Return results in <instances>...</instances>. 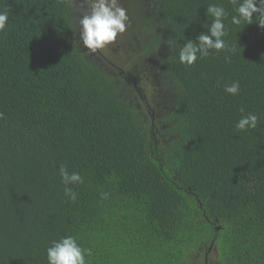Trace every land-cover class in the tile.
Segmentation results:
<instances>
[{
	"label": "trees",
	"instance_id": "16d2710c",
	"mask_svg": "<svg viewBox=\"0 0 264 264\" xmlns=\"http://www.w3.org/2000/svg\"><path fill=\"white\" fill-rule=\"evenodd\" d=\"M138 1L133 35L168 98L159 123L83 50L75 0H0V264H48L65 236L86 264H264V28L233 24L232 0ZM210 4L227 13L226 50L182 64ZM247 114L257 127L237 130ZM61 166L83 178L75 202Z\"/></svg>",
	"mask_w": 264,
	"mask_h": 264
},
{
	"label": "clouds",
	"instance_id": "9594fccd",
	"mask_svg": "<svg viewBox=\"0 0 264 264\" xmlns=\"http://www.w3.org/2000/svg\"><path fill=\"white\" fill-rule=\"evenodd\" d=\"M86 7L80 10L78 18L79 42L86 50L95 52L105 49L114 43L119 35L126 31L128 15L126 9L121 6L120 0H84ZM237 5V15L232 17V23L239 25L242 20L247 24L253 23V14H256L260 27L264 28V0H232ZM206 15L213 17L208 24L207 33L199 34L195 41L187 40L179 51V60L182 64L192 65L199 58L207 57L210 50L217 52L226 50L223 37L226 35L224 19L227 15L223 6L210 4L206 8ZM9 21L6 12H0V31H3ZM224 91L231 95H237L240 91L238 81L227 85ZM243 109L241 112L243 113ZM259 117L255 114L242 115L235 127L239 131L256 128ZM59 173L62 183L65 185L64 194L75 202L77 193L70 184L83 183V178L77 172L69 173L63 166ZM91 249L82 248L75 237L65 236L52 242L46 249L48 264H86V257L91 256Z\"/></svg>",
	"mask_w": 264,
	"mask_h": 264
},
{
	"label": "flooded vegetation",
	"instance_id": "af4514ba",
	"mask_svg": "<svg viewBox=\"0 0 264 264\" xmlns=\"http://www.w3.org/2000/svg\"><path fill=\"white\" fill-rule=\"evenodd\" d=\"M84 7H86L84 0H75V8L77 10L75 15L77 18H79L80 10ZM128 21H131V23H127L126 28L133 34L132 27L135 22L131 18H128ZM81 47L83 48L82 44ZM83 50L91 58L95 59L102 69L114 73L119 78V82L132 90V94L136 95L134 100L137 107L146 121H154L156 119L157 123H159L162 120L169 108L168 98L162 91L161 80L156 79L157 76L155 74L149 73H154V69L147 64V57L141 46L136 50L137 55L128 50H122L118 43H112L107 48L95 52L84 48ZM132 62L135 63L138 71L128 66Z\"/></svg>",
	"mask_w": 264,
	"mask_h": 264
},
{
	"label": "rangeland",
	"instance_id": "374dc122",
	"mask_svg": "<svg viewBox=\"0 0 264 264\" xmlns=\"http://www.w3.org/2000/svg\"><path fill=\"white\" fill-rule=\"evenodd\" d=\"M120 3H121V6L124 9H126L128 18L133 19V21L136 22L135 24H137L138 23L137 20L141 17V14H143V12L140 8L139 1L138 0H120ZM127 23H131V21H128ZM130 27H131V25H130ZM133 29H135V28H133ZM136 31H137V29H135L134 32H136ZM119 66H121V65H119ZM128 66H131V67L135 68V70H137L134 62L130 63Z\"/></svg>",
	"mask_w": 264,
	"mask_h": 264
},
{
	"label": "water",
	"instance_id": "95a60500",
	"mask_svg": "<svg viewBox=\"0 0 264 264\" xmlns=\"http://www.w3.org/2000/svg\"><path fill=\"white\" fill-rule=\"evenodd\" d=\"M114 43H118L122 50H128L131 53H135L134 55H137L136 50L140 47L134 35L127 28L122 35L118 36Z\"/></svg>",
	"mask_w": 264,
	"mask_h": 264
}]
</instances>
